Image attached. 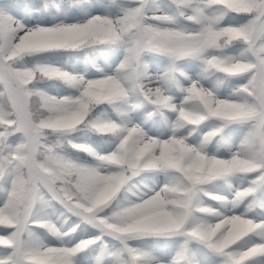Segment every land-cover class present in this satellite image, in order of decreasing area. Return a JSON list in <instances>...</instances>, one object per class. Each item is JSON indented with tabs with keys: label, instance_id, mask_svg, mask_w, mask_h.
Listing matches in <instances>:
<instances>
[{
	"label": "snow or ice",
	"instance_id": "1",
	"mask_svg": "<svg viewBox=\"0 0 264 264\" xmlns=\"http://www.w3.org/2000/svg\"><path fill=\"white\" fill-rule=\"evenodd\" d=\"M0 264H264V0H0Z\"/></svg>",
	"mask_w": 264,
	"mask_h": 264
}]
</instances>
